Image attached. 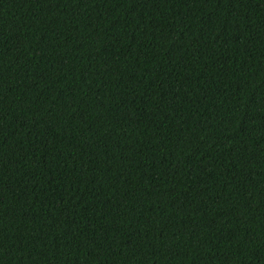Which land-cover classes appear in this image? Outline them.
<instances>
[{
	"label": "trees",
	"instance_id": "16d2710c",
	"mask_svg": "<svg viewBox=\"0 0 264 264\" xmlns=\"http://www.w3.org/2000/svg\"><path fill=\"white\" fill-rule=\"evenodd\" d=\"M0 264H264V0H0Z\"/></svg>",
	"mask_w": 264,
	"mask_h": 264
}]
</instances>
